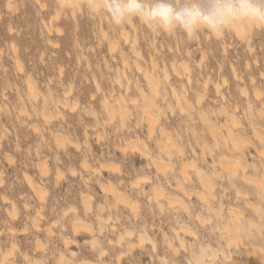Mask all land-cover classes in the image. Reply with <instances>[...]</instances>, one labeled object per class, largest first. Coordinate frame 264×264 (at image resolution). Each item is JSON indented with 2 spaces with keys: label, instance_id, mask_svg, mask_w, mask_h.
Instances as JSON below:
<instances>
[{
  "label": "rangeland",
  "instance_id": "rangeland-1",
  "mask_svg": "<svg viewBox=\"0 0 264 264\" xmlns=\"http://www.w3.org/2000/svg\"><path fill=\"white\" fill-rule=\"evenodd\" d=\"M7 3L0 0V264L4 256L5 264H196L203 247L217 253L213 264H264V29L251 40L228 32L192 40L136 22L125 43L89 9L72 16L56 0ZM136 61L160 74L154 104ZM146 110L158 118L153 133ZM167 134L171 154L160 148ZM234 160L243 163L236 173Z\"/></svg>",
  "mask_w": 264,
  "mask_h": 264
},
{
  "label": "bare ground",
  "instance_id": "bare-ground-1",
  "mask_svg": "<svg viewBox=\"0 0 264 264\" xmlns=\"http://www.w3.org/2000/svg\"><path fill=\"white\" fill-rule=\"evenodd\" d=\"M39 1V0H38ZM57 2H58V4H59V7H60V9L61 10H63V11H65V12H71L73 15L72 16H74V15H76L77 13H81V11L83 10V9H89L90 11H92L93 12V14H96V15H98L99 17H105L106 19H107V21L108 20H110V21H112L117 27H119L121 30H122V37L125 39V43H127V42H129V39L131 38L130 37V34H129V31H128V29L129 28H135L136 26H135V24H136V22H140V23H142V24H145L146 26H148L149 27V29L150 30H152V32H155V31H159V30H163L169 37L172 35V36H176V30H165V29H162V28H160V27H158L157 26V24L155 23V22H142V21H140V20H138V19H128V20H126V21H124V22H115V21H113L111 18H110V16L107 14V12L106 11H104L103 10V0H56ZM148 2L150 3L151 2V0H148ZM8 3H9V0H8ZM7 3V5H10V4H8ZM13 4V3H12ZM14 6V5H13ZM57 13V12H56ZM56 15H58V13L56 14ZM65 16H66V14H65ZM74 19V18H73ZM52 22V21H51ZM50 22V23H51ZM11 25V24H10ZM9 25V27H11ZM52 26V25H51ZM47 28L48 29H50V24H49V26L47 25ZM256 28H263L264 29V24H260V23H252V22H246V23H238V24H236V25H234V26H232L231 28H229V29H227L226 31H223V32H220V33H217V32H209L210 34H212V35H216L217 37L218 36H222L225 32H228L229 34H235L236 36H238V37H241V38H243V40L244 39H250V38H252V35H253V32L255 31V29ZM11 29V28H10ZM10 31V30H9ZM12 31V30H11ZM105 32V31H104ZM104 32H102V33H104ZM207 31H199V32H197V33H186L185 32V34H186V36H187V38L188 39H192V40H194V39H196L197 37H198V34L199 33H206ZM208 33V32H207ZM106 34L104 33V36H105ZM215 36V37H216ZM137 38V37H136ZM135 38V40H134V43H136V41H137V39ZM107 40H108V38H107ZM251 40V39H250ZM127 41V42H126ZM111 43V44H110ZM110 46L111 45H113L115 42H112L111 40H110ZM14 44V43H13ZM13 46V45H12ZM110 46H109V48H110ZM115 46V45H114ZM134 46H136V44L134 45ZM116 48H117V46H115ZM13 49H14V47H12ZM113 46H111V49L113 50ZM15 49H16V46H15ZM137 49H139V48H137ZM115 50V49H114ZM136 49H134V52H136L138 55H137V57L139 56V55H141L140 54V50H136ZM14 52V51H13ZM15 53V52H14ZM136 55V54H135ZM151 57H152V55H151ZM154 59V58H153ZM152 59V60H153ZM19 60H17V62H18ZM155 63L154 64H157L156 63V60H153ZM153 61H152V65H153ZM137 63H138V61H136ZM136 64V63H135ZM127 65V64H126ZM165 65V64H164ZM185 65V64H184ZM184 65H182V66H184ZM136 66V65H135ZM157 66H158V64H157ZM166 66V65H165ZM174 66H175V64H174ZM185 66H189V65H185ZM154 65L150 68L151 69V71H153L152 69H154ZM148 68V67H147ZM158 67H156V69H157ZM166 67H164V68H161V70L162 69H164V70H167V68L165 69ZM186 70H188V71H190V68L189 67H184ZM183 68V69H184ZM21 69V68H20ZM137 69L139 70V74L141 73L142 74V76H144V79H145V82H146V87L149 89V91H150V95H151V99H152V101L150 102V104H154V103H156V101H157V99H158V95L160 94L161 95V86H160V84H161V78H159L158 76L160 75L159 73H158V76H156L155 75V72L153 71V72H150V70H148V69H145V68H143L139 63L137 64ZM178 68H177V66L175 67V68H173V71H175L174 73L175 74H177L179 77H180V75H182L181 73H179V69L177 70ZM155 70V69H154ZM163 72V71H162ZM165 72H168V71H165ZM118 73V72H117ZM170 73V72H169ZM173 73V74H174ZM156 74H157V71H156ZM163 74H165V73H163ZM167 75H166V77L164 76L163 78H164V81H169V79H170V77H169V74L168 73H166ZM118 75H121V74H118ZM161 75H162V73H161ZM125 76V75H124ZM123 76V77H124ZM141 76V75H140ZM171 76V75H170ZM176 76V75H175ZM122 77V76H121ZM120 76H118V78H117V81L121 84V81H123L122 80V78H121ZM126 77H127V75H126ZM166 78V79H165ZM161 79V80H160ZM127 81H131V78H129ZM128 84L129 83H131V82H127ZM133 83V82H132ZM135 83V82H134ZM170 83V82H169ZM123 84V83H122ZM31 85V84H30ZM119 85V84H118ZM208 85V81H206L205 82V86H207ZM136 86V85H135ZM127 87H128V85H127ZM126 87V88H127ZM35 88V87H34ZM34 88H32V86H31V88H30V90H31V96L33 97V98H35L36 97V93H35V90H34ZM216 89H217V92H219L220 91V88H219V85H217L216 87H215ZM129 89H130V87H129ZM128 91V90H127ZM30 92V91H29ZM178 91L176 90V91H174L173 90V92H172V97H175L176 99H178V101H180V96H178V93H177ZM256 92V91H255ZM258 92V91H257ZM244 94L245 93H247L248 94V92H246L245 91V88H244V92H243ZM259 93V92H258ZM249 95V94H248ZM258 95V94H257ZM262 95V94H261ZM161 97V96H160ZM248 98V97H247ZM256 98H258V97H256ZM202 100V99H201ZM37 101V100H36ZM150 101V100H149ZM162 101V100H161ZM57 105H59V106H66V103H64V101L62 100V99H58L57 101ZM68 102V101H67ZM201 102V101H200ZM107 102H105V104H106ZM109 103V102H108ZM250 103V102H249ZM65 104V105H64ZM104 104V105H105ZM250 106V105H249ZM252 106V105H251ZM105 107H106V109L105 110H107V113H108V115L111 117V118H114L115 117V114H116V112H115V110L114 109H111L107 104L105 105ZM125 109V108H124ZM123 109V110H124ZM125 111V110H124ZM124 111H123V115H124ZM46 112H43V114H45ZM145 113H146V117H147V119H148V122H149V132L150 133H153L152 131H154V127H153V125H155V123L157 122V120H158V118L156 117V116H154L150 111H148V110H146L145 111ZM47 114V113H46ZM125 115H126V113H125ZM124 115V116H125ZM51 117V116H50ZM44 118H49V116H47V115H44ZM122 118V120L124 121V117L122 116L121 117ZM110 119V118H109ZM233 119V118H232ZM231 119V120H232ZM233 121H234V119H233ZM234 125V124H233ZM260 133V132H259ZM152 136V135H151ZM260 136V135H259ZM263 137V136H262ZM60 138V137H59ZM165 144H163V145H161V149H162V151H164V153H167V154H171V152H170V147H171V145H170V142L172 141V137L170 136V135H166V138H165ZM61 140H59V142H60ZM232 142H233V148H234V150H239V149H241L242 150V146H240V143H239V140L237 139V138H233L232 139ZM231 142V143H232ZM241 142V141H240ZM175 143V142H174ZM59 144V143H58ZM64 144V143H63ZM242 144V143H241ZM175 146H177V144H174ZM134 148V147H133ZM174 148H178V146L177 147H174ZM133 150V149H132ZM210 150V149H209ZM142 151V150H141ZM262 151V150H261ZM179 152H181L180 150H179ZM164 153H162L163 155H164ZM211 153V152H210ZM142 154V153H141ZM261 154V153H260ZM238 155V154H237ZM236 156V155H235ZM239 156V155H238ZM260 156V155H259ZM237 157V156H236ZM236 159V158H235ZM238 159V158H237ZM242 159V158H241ZM241 159H239V160H241ZM157 162V161H156ZM232 162V161H231ZM228 162V164H230L231 165V167L228 169V170H230V171H232L233 173H236L237 172V169L236 168H238V166L239 165H242L243 163H242V161H238V160H234V162ZM221 163H223V162H221ZM156 164H158L157 165V167H159V170H160V168H163V170H164V168L166 167V166H162L159 162H157V163H155V165ZM226 164V163H225ZM224 164V165H225ZM86 165V164H85ZM241 167V166H240ZM88 168V167H87ZM40 169V168H39ZM166 169V168H165ZM186 172V171H185ZM244 174H245V172H244ZM201 175V177H202V179L204 180V186L208 189L209 188V190H212V187L213 186H211L209 183L211 182H209V179L207 178V176H205V174H200ZM207 175V174H206ZM235 175V174H234ZM245 176V175H244ZM26 178H28V179H31V182L30 181H28V182H30L31 184H30V187L35 191V192H37L38 191V186H36L35 184V182L34 181H32V178H29V177H26ZM246 178V177H245ZM264 178V177H263ZM201 179V178H200ZM249 181V183L250 182H254V181H252L251 179H249V178H247V179H245V181ZM256 183L259 185V186H262V183L261 182H259V181H256ZM136 185H138L139 186V182L138 183H136ZM40 188V187H39ZM105 189V188H104ZM185 191V190H184ZM158 192V191H157ZM39 193H41V192H39ZM209 193H211V192H209ZM158 195H159V193H157ZM161 195V197H162V194H160ZM187 195V194H186ZM118 197V196H117ZM158 197V196H157ZM203 197V196H202ZM121 200V201H124V199L122 198V196L120 195L119 197H118V200ZM119 200V201H120ZM169 200V204L170 205H173L176 201H174V200H172V199H168ZM85 203H86V207H90V201L89 200H85L84 201ZM123 203H125V202H123ZM131 205V204H130ZM183 205V204H182ZM186 205H184L183 206V208L185 207ZM135 206L133 205V208H134ZM187 208V207H186ZM185 209V208H184ZM230 212L229 213H231V214H233V216L236 214V212L235 211H233V210H229ZM231 216V215H230ZM236 216V215H235ZM232 217V216H231ZM238 219H240L239 217L240 216H236ZM236 218V219H237ZM234 219V218H233ZM237 219V220H238ZM234 221H235V219H234ZM239 221L240 220H238V221H236L235 222V225H234V227H235V229L238 231V233H240L239 232V230L241 229V226L239 225L240 223H239ZM34 226L35 227H37L38 228V222H37V219L36 218H34ZM80 224V223H79ZM78 223H77V225H75V227H79L80 225H79ZM234 224V223H233ZM86 226V225H85ZM184 226V225H183ZM81 227H83L82 225H81ZM188 227V226H187ZM187 227L185 228V227H181V229H182V231H184L186 234L189 232L188 230H187ZM228 228H229V226H225V230L223 229V231H228ZM51 230V229H50ZM190 230V229H189ZM177 231V230H176ZM180 231V230H179ZM48 232H49V230H48ZM191 232V231H190ZM179 232H176V235H177V237L179 238V243L180 244H182V242H184L182 239H181V237H180V235L178 234ZM129 234V233H128ZM191 234V233H190ZM192 235V234H191ZM184 237V236H183ZM120 239H122V237L120 238ZM121 241V240H120ZM139 243L141 244V245H143L144 244V241H146L144 238H140L139 239ZM231 242H229L228 244H230ZM152 245H154V247H156L155 245V243H153L152 242ZM183 245H184V243H183ZM182 246V245H181ZM183 247V246H182ZM174 249V248H173ZM7 252V251H6ZM6 252H4V253H6ZM224 252V251H223ZM103 253H105V250H104V252ZM102 253V254H103ZM263 253V252H262ZM223 254H225L226 255V252H224ZM10 255V254H9ZM2 256H3V254H2ZM227 256H228V254L225 256V258H227ZM6 257L7 256H4V257H2V261H1V264H5L6 262H5V260H7L6 259ZM217 257V253L215 252V251H211V252H208L207 250H206V248L205 247H203V248H201L200 249V251H198V253L196 252V256H195V263L196 264H213V259L215 260V258ZM223 257H224V255H223ZM229 257H232V256H229ZM8 258V257H7ZM228 259V258H227ZM226 259V260H227ZM231 259V258H230ZM121 260V258L119 257V261ZM223 260H225L224 258H223ZM225 260V261H226ZM63 261V260H62ZM118 261V262H119ZM228 262V261H227ZM63 264V263H62ZM79 264V263H78ZM103 264V263H102ZM190 264H192V262L190 263Z\"/></svg>",
  "mask_w": 264,
  "mask_h": 264
},
{
  "label": "clouds",
  "instance_id": "clouds-1",
  "mask_svg": "<svg viewBox=\"0 0 264 264\" xmlns=\"http://www.w3.org/2000/svg\"><path fill=\"white\" fill-rule=\"evenodd\" d=\"M115 22L138 19L165 30L223 32L238 23L264 24V0H103Z\"/></svg>",
  "mask_w": 264,
  "mask_h": 264
}]
</instances>
